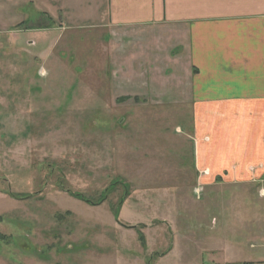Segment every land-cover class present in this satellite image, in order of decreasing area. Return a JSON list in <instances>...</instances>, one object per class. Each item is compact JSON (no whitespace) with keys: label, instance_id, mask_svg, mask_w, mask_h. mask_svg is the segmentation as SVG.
I'll list each match as a JSON object with an SVG mask.
<instances>
[{"label":"rangeland","instance_id":"obj_1","mask_svg":"<svg viewBox=\"0 0 264 264\" xmlns=\"http://www.w3.org/2000/svg\"><path fill=\"white\" fill-rule=\"evenodd\" d=\"M107 3L0 0V264L264 259L195 177L186 30L113 26Z\"/></svg>","mask_w":264,"mask_h":264},{"label":"crops","instance_id":"obj_2","mask_svg":"<svg viewBox=\"0 0 264 264\" xmlns=\"http://www.w3.org/2000/svg\"><path fill=\"white\" fill-rule=\"evenodd\" d=\"M107 4L113 26L181 25L186 30L193 102L187 134L195 177L216 185L220 194L216 201L224 200L222 195L238 201L230 213L254 235L259 232L254 238L264 245V209L258 211L256 229L254 210L243 209L248 204H242L254 194L252 185L264 184V0ZM260 196L264 197V188ZM221 200L216 207L223 213Z\"/></svg>","mask_w":264,"mask_h":264}]
</instances>
